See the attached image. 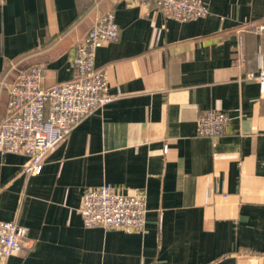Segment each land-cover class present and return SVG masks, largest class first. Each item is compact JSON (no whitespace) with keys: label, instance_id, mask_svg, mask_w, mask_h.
<instances>
[{"label":"crops","instance_id":"0c3cea01","mask_svg":"<svg viewBox=\"0 0 264 264\" xmlns=\"http://www.w3.org/2000/svg\"><path fill=\"white\" fill-rule=\"evenodd\" d=\"M187 21L126 0H0V121L19 69L43 66V87L73 76V46L114 12L118 37L96 49L114 98L24 172L0 153V220L28 227L4 264H264V98L246 73L264 62V0H204ZM230 119L197 134L200 114ZM142 194L145 223L84 227L85 188Z\"/></svg>","mask_w":264,"mask_h":264},{"label":"built area","instance_id":"2783aa9c","mask_svg":"<svg viewBox=\"0 0 264 264\" xmlns=\"http://www.w3.org/2000/svg\"><path fill=\"white\" fill-rule=\"evenodd\" d=\"M148 7L153 4L166 16L187 21L204 17L209 8L204 0H126ZM264 38V23L251 24ZM118 25L114 12L98 14L90 28L73 46V76L43 87V66L33 64L19 69L8 84L5 117L0 121V153H23L24 172L38 174L46 154L55 148L72 129L114 98L108 92L105 71L95 66L96 49L114 42ZM249 70L246 78L259 84L264 98V62ZM229 115L210 109L200 114L197 134L220 136L225 132ZM146 204L142 194L115 191L110 183L85 188L79 214L84 227L100 226L127 231L140 230L145 223ZM28 227L15 221L0 220V264L21 250Z\"/></svg>","mask_w":264,"mask_h":264}]
</instances>
